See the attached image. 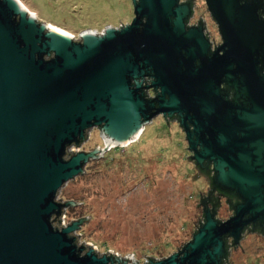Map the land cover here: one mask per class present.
<instances>
[{"label":"water","instance_id":"95a60500","mask_svg":"<svg viewBox=\"0 0 264 264\" xmlns=\"http://www.w3.org/2000/svg\"><path fill=\"white\" fill-rule=\"evenodd\" d=\"M131 2L129 24L74 39L0 0V264H128L74 236L88 217L61 228V213L80 203L56 196L90 160L136 142L157 115H178L197 163L216 160L215 184L241 195L246 213L263 214L264 0H204L222 40L210 55L204 25L187 26L191 5ZM146 74L155 100L143 97ZM221 81L243 104L224 102ZM94 128L103 147L76 152ZM240 212L219 225L205 211L180 252L148 264H215L222 235L239 238Z\"/></svg>","mask_w":264,"mask_h":264},{"label":"rangeland","instance_id":"374dc122","mask_svg":"<svg viewBox=\"0 0 264 264\" xmlns=\"http://www.w3.org/2000/svg\"><path fill=\"white\" fill-rule=\"evenodd\" d=\"M19 1L36 18L74 39L83 31L101 33L106 26L119 28L133 19L131 0ZM192 7L190 25L203 21L208 39L219 44L217 24L204 0H193ZM176 130L155 118L136 142L90 160L82 175L60 188L56 200L80 203L64 210L66 226L88 217L74 234L82 244L95 246L102 255L128 259V264H148L180 252L191 241L202 222L200 199L207 187L196 180L186 143ZM98 132L90 130L75 151L102 148ZM228 215L223 205L219 216ZM241 248L264 264V240L247 238ZM231 263H243L239 249Z\"/></svg>","mask_w":264,"mask_h":264},{"label":"flooded vegetation","instance_id":"af4514ba","mask_svg":"<svg viewBox=\"0 0 264 264\" xmlns=\"http://www.w3.org/2000/svg\"><path fill=\"white\" fill-rule=\"evenodd\" d=\"M244 1H252V0H244ZM179 5H191L192 13L189 19L187 20V26L190 27H195L199 26L200 24H203L201 21H197L196 24H191L190 25V20L193 16V0H178ZM205 29V26H204ZM208 37V36H207ZM211 46H210V51L209 55L216 51L217 48H219L222 44V41L219 44L214 45L213 42L209 40ZM262 73L264 74V68H262ZM149 74H146L140 81L141 86H142V93L145 95L146 91V96L147 98L144 97L146 100H155L157 99L159 95V90L154 89V88H147L150 86L152 79ZM134 82V81H133ZM219 92L221 95V98L224 100L225 103H231V104H243V99L241 98H235L236 92L235 90L227 85L224 81H221L220 86H219ZM155 118H162L165 123L167 124V127L170 129V127H175L178 133L182 134V138L184 139L186 146V152L188 153L187 158L189 159L188 161L192 165V170L194 175L197 177L196 180H203V182L206 184V192L203 194V196L200 199V208L202 211V222L199 227H201L204 224L205 217L204 213L205 211H209L215 221L220 224H224L228 222L230 219H232L235 216L236 209L238 207H241V219L239 222V238L237 241L231 236L230 232H227L222 235L221 240L223 242V251L224 255L220 258L217 259V262L215 264H233L231 263V255L233 252L237 251V249L240 250L241 256L243 258V263L242 264H262L261 260H259L256 257H248L246 256V250L244 248H241L242 243L250 237H254L255 239L259 240H264V211L263 214L257 216L256 214H248L246 213V205L245 200L242 198L241 195L236 194V192L228 190V189H223L220 186L215 184V178H216V172H215V166H216V160L215 159H206L203 160L201 163H197V161L194 159L195 152L194 151H189L188 150V143L186 139V134L183 129V127L179 123V117L178 115H173L171 118L168 117H162L161 115H157L153 117L148 124L152 122L153 119ZM146 124L145 126H147ZM145 126L143 127L142 132L145 130ZM215 127H209L207 130L211 134V137H217L218 134L215 133L214 131ZM99 130V129H98ZM189 130L192 132L193 127L189 125ZM100 131V130H99ZM140 133V135L142 134ZM101 133V131H100ZM139 135V136H140ZM138 136V137H139ZM201 136L194 135L193 139L196 140L195 143V149L196 151H200L201 146H200V141L199 139ZM208 138V135L205 136ZM133 142V141H132ZM122 148V147H118ZM261 197L262 201L260 202L262 205L264 204V185L261 186ZM226 206V210L228 212V216L221 218L219 216V211L222 208V206ZM199 229V228H198ZM247 258V259H246Z\"/></svg>","mask_w":264,"mask_h":264},{"label":"built area","instance_id":"2783aa9c","mask_svg":"<svg viewBox=\"0 0 264 264\" xmlns=\"http://www.w3.org/2000/svg\"><path fill=\"white\" fill-rule=\"evenodd\" d=\"M145 93H146V92H145ZM63 212H64V211H63ZM63 212H62V214L60 215L61 218H62V220H60L61 228H64V227L66 226V222H67V220H66V216L63 214Z\"/></svg>","mask_w":264,"mask_h":264},{"label":"bare ground","instance_id":"6f19581e","mask_svg":"<svg viewBox=\"0 0 264 264\" xmlns=\"http://www.w3.org/2000/svg\"><path fill=\"white\" fill-rule=\"evenodd\" d=\"M18 3H19V5L24 9V10H26L28 13H29V11L27 10V8H25V6L19 1V0H16ZM32 14V13H31ZM36 16V15H35ZM49 25V24H48ZM50 27H53V28H55V29H58L57 27H55V26H52V25H49ZM189 27V26H188ZM58 30H61V29H58ZM61 31H63V30H61ZM63 32H65V31H63ZM65 33H67V32H65ZM67 34H69V33H67Z\"/></svg>","mask_w":264,"mask_h":264},{"label":"trees","instance_id":"16d2710c","mask_svg":"<svg viewBox=\"0 0 264 264\" xmlns=\"http://www.w3.org/2000/svg\"><path fill=\"white\" fill-rule=\"evenodd\" d=\"M115 149H116V148H115ZM117 149H118V148H117ZM198 228H200V227H198ZM198 228H197L196 231L193 233V235L197 233ZM193 235H192V237H193ZM191 240H192V239H191ZM150 261H152V260L150 259ZM148 262H149V261H148Z\"/></svg>","mask_w":264,"mask_h":264}]
</instances>
